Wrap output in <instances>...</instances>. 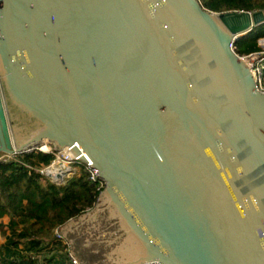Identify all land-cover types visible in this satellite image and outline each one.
<instances>
[{"label":"water","instance_id":"obj_1","mask_svg":"<svg viewBox=\"0 0 264 264\" xmlns=\"http://www.w3.org/2000/svg\"><path fill=\"white\" fill-rule=\"evenodd\" d=\"M263 24L199 0H0V154L47 142L104 183L60 229L77 264H264V94L230 48Z\"/></svg>","mask_w":264,"mask_h":264},{"label":"trees","instance_id":"obj_2","mask_svg":"<svg viewBox=\"0 0 264 264\" xmlns=\"http://www.w3.org/2000/svg\"><path fill=\"white\" fill-rule=\"evenodd\" d=\"M213 13L264 10V0H199ZM264 24L233 42L237 55L260 50ZM53 160L51 154H21L15 161L0 164V228L4 217L11 239L0 247V264H56L54 253L62 246L54 240L53 231L69 220L91 209L99 192L81 174L64 185H56L36 170ZM48 253H53L47 257ZM40 256V259L36 257Z\"/></svg>","mask_w":264,"mask_h":264},{"label":"built area","instance_id":"obj_3","mask_svg":"<svg viewBox=\"0 0 264 264\" xmlns=\"http://www.w3.org/2000/svg\"><path fill=\"white\" fill-rule=\"evenodd\" d=\"M258 46L260 50L256 53H252L249 55H237L241 60L245 61L248 66L250 67L251 73L254 76L255 79V86L256 90L262 94H264V41L258 42ZM231 50L234 51L233 43L230 45ZM235 52V51H234ZM41 152L46 154H51L53 156V160L46 166H43L36 171L48 178L50 181L53 182V180H56L59 182V186L65 184V181L67 179L74 177L76 172H78L76 169L72 168V165H79V171L80 175H85L86 180L88 183H90L92 186H94L95 190L99 193L104 188L103 181L98 177L97 171L92 167L91 164H88L87 162H82L78 158H75L68 148H64L61 151H56L52 148L51 145H49L47 142H43L40 145H37L36 147L28 150L25 152V154L32 153V152ZM70 153L71 157L65 158L62 153ZM18 155H6V154H0V164H7L11 161H15L16 157ZM59 160H63L66 163V166L64 170L56 175L49 174V170L55 165V163ZM54 183V182H53ZM1 192V190H0ZM62 227V226H61ZM61 227H57L53 231L54 240L57 243H60L62 246L61 250L56 251V257L57 254V260L64 261L65 264H77L74 258L69 253V243L64 239L62 233H61ZM61 256V258H60ZM37 259H40V256L36 257Z\"/></svg>","mask_w":264,"mask_h":264},{"label":"rangeland","instance_id":"obj_4","mask_svg":"<svg viewBox=\"0 0 264 264\" xmlns=\"http://www.w3.org/2000/svg\"><path fill=\"white\" fill-rule=\"evenodd\" d=\"M260 41H264V38H261L258 40V42ZM73 169H76L78 172H76L74 177H79L80 176V171H79V165H72ZM73 177V176H72ZM68 181V179L65 181V183ZM64 185V184H63ZM1 223L3 224V227L0 228V247L3 245H6L8 240L11 239V232L8 231V229L6 228L7 224L9 223V218L8 217H4L1 221ZM51 255H53V253H48L47 257H50ZM59 254H57L58 257ZM56 257V252L54 253V258L57 259ZM61 258V256H60ZM56 264H65L64 261L61 262H55Z\"/></svg>","mask_w":264,"mask_h":264},{"label":"bare ground","instance_id":"obj_5","mask_svg":"<svg viewBox=\"0 0 264 264\" xmlns=\"http://www.w3.org/2000/svg\"><path fill=\"white\" fill-rule=\"evenodd\" d=\"M62 155L65 157V158H69L71 157L70 153H66V152H63ZM78 158V157H76ZM80 160V158H78ZM66 166V163L63 161V160H59L55 163V165L49 170V174H58L60 172H62L64 170Z\"/></svg>","mask_w":264,"mask_h":264},{"label":"flooded vegetation","instance_id":"obj_6","mask_svg":"<svg viewBox=\"0 0 264 264\" xmlns=\"http://www.w3.org/2000/svg\"><path fill=\"white\" fill-rule=\"evenodd\" d=\"M74 251L77 253L78 256L79 255L82 256L83 252H84V250L82 249V247L78 243L75 244Z\"/></svg>","mask_w":264,"mask_h":264},{"label":"crops","instance_id":"obj_7","mask_svg":"<svg viewBox=\"0 0 264 264\" xmlns=\"http://www.w3.org/2000/svg\"><path fill=\"white\" fill-rule=\"evenodd\" d=\"M63 235V234H62ZM63 237H64V235H63ZM64 239L66 240V238L64 237ZM67 241V240H66Z\"/></svg>","mask_w":264,"mask_h":264}]
</instances>
